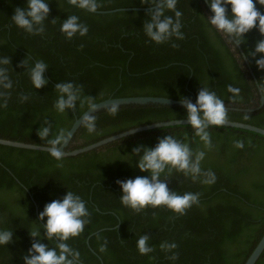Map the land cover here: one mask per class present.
I'll return each mask as SVG.
<instances>
[{"label": "trees", "instance_id": "16d2710c", "mask_svg": "<svg viewBox=\"0 0 264 264\" xmlns=\"http://www.w3.org/2000/svg\"><path fill=\"white\" fill-rule=\"evenodd\" d=\"M98 2L97 11L151 7L141 0ZM25 3L0 0V55L8 58L13 81L6 104L0 99L1 139L46 146L37 130L48 126L67 133L90 101L149 96L195 103L203 86L224 100L227 121L264 129V105L248 112L258 106L259 91L264 95V72L257 71L250 58L241 62L229 37L207 24L205 18L211 15L203 0H178L184 37L163 44L143 34L150 10L87 13L66 0H50L45 32L30 35L10 19ZM68 14L78 15L87 25L84 37L66 39L59 31ZM261 38L255 29L250 31L239 45L243 55ZM37 59L48 64L47 84L39 89L27 76L29 63ZM64 82L79 88L78 99L71 109L57 112L56 85ZM229 84L240 89L238 97L227 92ZM108 109L90 116L95 118V131L89 133L83 123L65 150L132 128L186 119L185 106H119L114 115ZM207 131V149L190 125H177L137 133L59 162L46 152L0 146V228L14 232L12 243L0 246V264H23L32 242L27 232L36 226L33 222L43 224L38 214L44 205L67 190L78 194L89 209L84 232L68 241L81 253L83 264H244L264 233V137L221 126ZM165 136L187 143L193 152L204 151L202 170L214 173L215 182H194L175 170L163 178L170 191L198 194V203L183 215L163 206L135 211L121 205L116 181L147 175L136 167L142 151L133 150L152 148ZM236 140L244 147L235 148ZM141 235L149 237L152 253H138L136 240ZM164 241L176 244L174 261L168 258L171 253L160 250ZM41 242L54 246L46 239ZM102 245L105 250L100 252ZM255 264H264V250Z\"/></svg>", "mask_w": 264, "mask_h": 264}, {"label": "clouds", "instance_id": "9594fccd", "mask_svg": "<svg viewBox=\"0 0 264 264\" xmlns=\"http://www.w3.org/2000/svg\"><path fill=\"white\" fill-rule=\"evenodd\" d=\"M50 0H26L23 7H17L11 16L12 23L23 32L30 35H38L45 32V21L49 15ZM67 3L87 13H96L100 7L98 0H67ZM142 4L150 5L152 10L147 12L144 20L143 34L155 44L167 43L170 40H182L183 13L178 9V0H141ZM211 16L205 18L207 24L216 33H222L235 41L239 46L245 42L246 35L255 29L261 37H264V0H207ZM259 6V8L257 7ZM55 24V21H53ZM59 31L66 39L74 36L84 37L88 27L76 14H68L59 24ZM175 46V45H173ZM252 59L255 68L264 72V38L259 39L254 48L245 53L243 59ZM7 57L0 55V99L6 104L8 90L13 88V81L9 76ZM25 63H29L25 61ZM48 64L37 59L34 64L29 63L27 76L33 88L39 89L47 84L44 72ZM58 93L55 109L63 112L71 109L78 99L79 88L71 82L58 83ZM233 98L238 97L240 89L229 84L226 87ZM22 100L27 97H22ZM186 109V119L194 129V134L203 144L204 148L211 147V139L207 129L210 126H222L227 119L224 100L209 87L203 86L196 96L195 103L190 99L181 98ZM2 106V105H0ZM89 108H95V104L89 102ZM118 103H113L108 111L116 114ZM89 133L95 131V118L89 117L84 121ZM37 135L44 140L49 155L56 161H61L65 152L61 148L67 143V134L59 128L55 132L48 126L37 130ZM234 147H244L242 140H236ZM136 167L141 173L147 175L136 176L125 180H117L120 188V203L135 211L145 208L165 207L175 214L183 215L184 212L198 203V194L192 192L178 193L170 191L164 182V177L173 170L190 177L192 181L211 185L215 182V174L211 171H203L201 163L205 158L204 151H195L187 144L181 143L174 136H165L152 148H135L133 153H140ZM123 159V158H122ZM57 167H62L58 163ZM89 209L84 200L78 194L67 190L60 199H53L46 203L38 214L35 227L28 231L31 239L30 247L22 256L23 264H81V253L70 246L71 238L79 237L89 223ZM41 230L44 235L41 236ZM13 230L0 228V246H7L13 241ZM46 239L54 246L49 247L41 241ZM174 242L164 241L160 244V250L171 253L169 259L174 261L176 255ZM136 249L139 254L147 255L153 252L147 235H141L136 240ZM105 250L104 245L99 249Z\"/></svg>", "mask_w": 264, "mask_h": 264}, {"label": "water", "instance_id": "95a60500", "mask_svg": "<svg viewBox=\"0 0 264 264\" xmlns=\"http://www.w3.org/2000/svg\"><path fill=\"white\" fill-rule=\"evenodd\" d=\"M67 2V0H66ZM208 12L210 15H212L209 5L207 3V0H203ZM147 10H152L151 7L148 8H124V9H115V10H110V11H97L96 14H107V13H113V12H118V11H147ZM231 43L239 50L242 58L244 57L243 53L240 50V47L235 45V41L232 40L229 37ZM245 63H247L246 59H244ZM113 103H118L119 106H128V105H138V106H145V105H157V106H184V103L182 101H177L173 99H168V98H163V97H149V96H140V97H121V98H108L106 100L100 101L95 104V108H87L79 117L75 118L74 122L72 123L71 127L67 131V143L61 148L62 152H65L66 157H75L80 154H84L87 152H90L92 150L99 149L107 144H110L112 142H115L117 140H120L122 138L153 130V129H159V128H165V127H170V126H177V125H189L187 119H182V120H172V121H164V122H158V123H152L136 128L129 129L127 131L103 138L97 142H94L92 144H89L87 146L74 149L71 151H66L65 149L71 142L72 138L76 134V132L79 130L81 125L84 123L85 120H87L90 116L108 109L111 104ZM264 105V95L259 91V104L258 106L253 109V110H248V112H252L255 110L260 109ZM221 127H229V128H235V129H240V130H245L249 131L255 134H258L260 136L264 137V129L245 124V123H240V122H234V121H227L221 126ZM0 146H6V147H11V148H17V149H25V150H32V151H40V152H46L47 151V146L43 145H35V144H29V143H23V142H18V141H12V140H7V139H1L0 138ZM35 213L37 215V209L35 210ZM118 226H116L117 228ZM99 232V231H97ZM96 232V233H97ZM91 236V235H90ZM90 236L86 239V243L88 242V239ZM264 250V233L258 243L256 244L255 248L253 251L250 253L244 264H255L258 258L260 257L261 253ZM77 264H80V262H76ZM83 264V263H81Z\"/></svg>", "mask_w": 264, "mask_h": 264}]
</instances>
